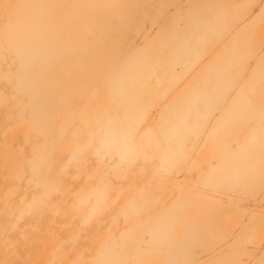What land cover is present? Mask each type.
Wrapping results in <instances>:
<instances>
[{"label": "bare ground", "instance_id": "bare-ground-1", "mask_svg": "<svg viewBox=\"0 0 264 264\" xmlns=\"http://www.w3.org/2000/svg\"><path fill=\"white\" fill-rule=\"evenodd\" d=\"M0 264H264V0H0Z\"/></svg>", "mask_w": 264, "mask_h": 264}, {"label": "rangeland", "instance_id": "rangeland-1", "mask_svg": "<svg viewBox=\"0 0 264 264\" xmlns=\"http://www.w3.org/2000/svg\"><path fill=\"white\" fill-rule=\"evenodd\" d=\"M169 8H171V6H169ZM153 26H156V24H153Z\"/></svg>", "mask_w": 264, "mask_h": 264}]
</instances>
